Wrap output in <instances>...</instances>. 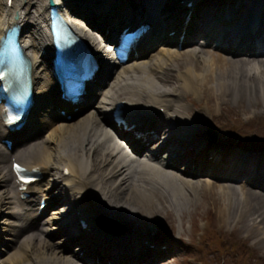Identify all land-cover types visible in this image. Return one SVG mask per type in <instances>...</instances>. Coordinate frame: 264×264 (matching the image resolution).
<instances>
[{
	"label": "bare ground",
	"instance_id": "6f19581e",
	"mask_svg": "<svg viewBox=\"0 0 264 264\" xmlns=\"http://www.w3.org/2000/svg\"><path fill=\"white\" fill-rule=\"evenodd\" d=\"M49 1L0 0V39L7 29L18 26L33 85L32 106L20 131L6 129L0 106V242L5 241L1 242L5 249L0 251V264H154L170 254V248L162 249V242L149 228L136 233L120 223L130 226L141 209L154 216L165 205L183 214V204L189 200L185 192L199 187L210 193L221 225H241L248 236L264 244V154L212 144L206 129L214 124L213 118L209 123L203 114L194 117L184 103L189 95L196 101L204 98L211 116L217 112V99L223 110L235 103L242 114L251 107L254 116L264 111L260 110L264 102V0H212V5L204 4L208 0H192V7L176 8L192 12L187 23L180 11L160 20L156 14L154 29L145 42L165 27L166 38L149 41V51L133 55L134 60L125 65L109 63L110 72L104 70L102 84L97 82L100 89L91 104L84 106H68L60 100L48 56H42L50 43ZM136 1L140 6V0ZM145 1L139 9L126 0H54L68 21L70 15L89 20L90 32L81 28L79 34L105 57L103 42L92 33L99 30L98 17L104 19L102 25L109 26L105 41L111 44L115 29L133 15L143 17L149 5ZM76 3L84 5L76 7ZM199 17L200 26L196 25ZM175 28L177 37H170ZM238 30L241 36L231 40V33ZM184 31L187 37L182 45L186 48L180 51ZM220 32L224 33L221 38ZM205 33V40L199 42ZM252 41L256 42L253 47L249 45ZM236 45L241 47L236 49ZM157 47V54L150 53ZM182 64L184 72L171 74ZM174 79L178 85L173 89L160 86ZM123 101L128 103L129 128L135 127L131 132L112 120L116 105ZM85 110H89L85 118L72 125L70 120ZM135 133H145L148 142L159 133L166 138L158 150L145 154L146 147ZM7 139L14 141L12 149L4 143ZM165 151L172 156L160 157ZM206 153L213 158L205 159ZM14 162L43 174L27 190L26 200H21ZM182 165L189 168L182 169ZM42 199L47 207L40 212ZM50 208L52 216L46 217ZM205 219L207 234L233 239L227 245L244 244L233 233L217 230L215 212H208ZM82 225L84 234L65 238L81 243L77 252L67 256L68 247L53 239Z\"/></svg>",
	"mask_w": 264,
	"mask_h": 264
},
{
	"label": "rangeland",
	"instance_id": "374dc122",
	"mask_svg": "<svg viewBox=\"0 0 264 264\" xmlns=\"http://www.w3.org/2000/svg\"><path fill=\"white\" fill-rule=\"evenodd\" d=\"M95 1L98 2L101 0ZM126 2L129 3L132 8L139 6V1L136 0H126ZM157 2L159 6L155 13L158 17L160 16V19H162L164 15H172L180 11L176 10V8L181 9V6H184L183 4L187 3V0H158ZM212 3V0H208L205 1L204 4L212 5ZM76 5L83 6L84 3H76ZM160 11L162 12L160 13ZM186 12V10L183 13L181 12V16H184ZM103 20L104 19L101 17H98V23H96L99 30L93 32L91 31L98 38L99 42H101L103 32H105V26L102 25ZM201 21L199 17V21H197L196 25H199ZM75 22L78 24V28L80 30L82 28L85 31L90 32L87 24L89 23V20H87V18L83 17L82 19H76ZM162 27H165V25H162ZM172 28L173 27H171V29ZM165 30H167L166 27L159 29L160 32L158 31L156 34V36H158V40H164L166 38L165 34L167 32ZM175 31H177L176 28L171 32L174 34L173 38L177 37ZM203 36L205 37L206 33L198 39L199 42H203L205 40L203 39ZM221 37H223V35ZM218 39L219 37L217 39L212 38L210 40V45L212 44V46H214ZM185 48L186 46L182 45L178 48V50L183 51ZM159 51L160 48L157 47L151 52L153 54H157ZM146 57L149 59V54ZM184 66V64L180 65V69H174L171 74L177 76V71L184 72ZM172 81V83L166 85L160 83V86L167 90L173 89L178 85V82L175 79ZM197 101L193 95H189L187 100L184 99V103L190 110H192L194 117L197 118L198 115L203 114L205 116V121L209 123L213 118L214 124H210L208 128L213 130L218 136V141L215 142V145H227L228 148L235 150H246L254 153L261 152L264 154V111L257 116H254L251 113L254 109L249 106L248 102L245 104L248 108H251H249L248 113L245 114L241 113L235 103H231L228 110H223L220 107V101L217 99L214 101L217 112L214 116H211L206 107L205 99L198 97ZM97 102L94 101L93 104H96ZM262 106L263 107L260 110L264 109V102ZM90 109L91 108H89V110ZM89 110H85L78 117L71 120V124L77 125L83 118H85ZM223 134H225V136H223ZM160 137V139L158 138V143L151 142L148 144L149 146L146 147L147 151L145 154L158 150L160 144L166 136L161 135ZM207 143L210 142L208 141ZM168 154L169 153L165 151L160 157L167 159L169 158ZM211 157L212 156H208V153H206L205 159H209ZM180 168L186 169L189 167L182 165ZM212 180H214V178ZM191 192L192 193L185 192L190 201L188 200L183 204V214L173 208L167 209V205L162 207V209H164L162 212L154 216L149 215L150 210L141 209V213L137 214L132 225L129 226L123 224L122 227L124 228L126 226L129 230H131V232L136 233H142L141 231L145 228H149L153 231V234L160 239L162 247H166L167 249L170 248V254L163 256L161 260L155 262L154 264H264V244H260L257 242V239L248 236L245 229H242L241 225H221L218 209L213 205L211 195L205 188L199 187V189L195 192L192 190ZM154 203L157 207L161 208V205L156 199H154ZM66 208H68L67 210H71L72 206L68 205ZM134 208L136 207H133V209ZM53 211L54 210L50 208V211L46 213V217H51V213H53ZM208 212H215L217 216L218 231L223 233H233L238 239L247 243L249 246L247 251H250V253H247L244 249H241V252H239L238 249L233 248L231 245H227L224 248L219 241L216 242L215 240L209 239V236L212 233L208 234L207 239V237L204 236L203 231L207 232L209 229V225L206 224L205 219ZM142 220L144 221V225L138 227V223H141ZM70 235L80 236L81 234L79 228H77V230H70L53 239L54 243L68 247V250H65V254L67 256H69L72 252H77L78 247L81 245V243L77 242L73 244L72 242L74 241V238L71 239L70 242L66 241L65 238ZM1 242L5 243L3 240H1ZM1 242L0 251L2 253L3 250L1 249H5V247L1 245ZM7 256L8 254H5L3 257ZM88 256L91 255L88 253Z\"/></svg>",
	"mask_w": 264,
	"mask_h": 264
},
{
	"label": "trees",
	"instance_id": "16d2710c",
	"mask_svg": "<svg viewBox=\"0 0 264 264\" xmlns=\"http://www.w3.org/2000/svg\"><path fill=\"white\" fill-rule=\"evenodd\" d=\"M216 237L218 238V241L221 243V245H223L224 247L227 246V244L232 243V241H233V239H231V240H225L224 238H221V237H218V236H216ZM234 245L237 248H246L247 247V244L246 243L245 244H241V243H238L236 241H234Z\"/></svg>",
	"mask_w": 264,
	"mask_h": 264
},
{
	"label": "water",
	"instance_id": "95a60500",
	"mask_svg": "<svg viewBox=\"0 0 264 264\" xmlns=\"http://www.w3.org/2000/svg\"><path fill=\"white\" fill-rule=\"evenodd\" d=\"M51 5H52V6L55 5L54 1H52V0H51ZM208 134L211 136V139H212L213 142L216 141V139H217V134H216L213 130H209V131H208Z\"/></svg>",
	"mask_w": 264,
	"mask_h": 264
}]
</instances>
